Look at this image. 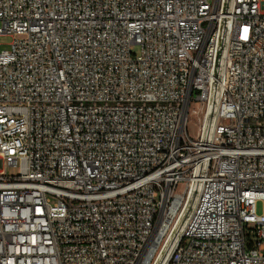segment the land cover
I'll return each mask as SVG.
<instances>
[{"label": "built area", "instance_id": "2783aa9c", "mask_svg": "<svg viewBox=\"0 0 264 264\" xmlns=\"http://www.w3.org/2000/svg\"><path fill=\"white\" fill-rule=\"evenodd\" d=\"M4 35L0 264H264V0H0Z\"/></svg>", "mask_w": 264, "mask_h": 264}, {"label": "rangeland", "instance_id": "374dc122", "mask_svg": "<svg viewBox=\"0 0 264 264\" xmlns=\"http://www.w3.org/2000/svg\"><path fill=\"white\" fill-rule=\"evenodd\" d=\"M12 41V38L10 36L4 35L0 37V48L1 49H7L9 48V44ZM187 128H188V133L190 136H194L196 133V128H197V118L195 116H191L188 119V123H187ZM14 169H7L8 173L13 172ZM193 201V200H192ZM261 208H260V204L257 205V212H260ZM190 212V208H187V210H185L183 212V214L185 215L184 217L186 218V216L189 214Z\"/></svg>", "mask_w": 264, "mask_h": 264}, {"label": "bare ground", "instance_id": "6f19581e", "mask_svg": "<svg viewBox=\"0 0 264 264\" xmlns=\"http://www.w3.org/2000/svg\"><path fill=\"white\" fill-rule=\"evenodd\" d=\"M194 202V198H193V201H192V203ZM184 211H185V209H184Z\"/></svg>", "mask_w": 264, "mask_h": 264}]
</instances>
